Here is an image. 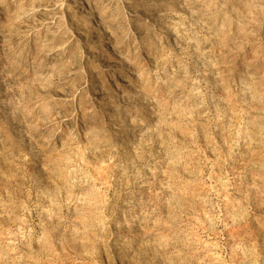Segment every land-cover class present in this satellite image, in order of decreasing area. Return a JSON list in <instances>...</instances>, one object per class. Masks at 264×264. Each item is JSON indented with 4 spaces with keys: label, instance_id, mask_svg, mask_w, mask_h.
<instances>
[{
    "label": "rangeland",
    "instance_id": "1",
    "mask_svg": "<svg viewBox=\"0 0 264 264\" xmlns=\"http://www.w3.org/2000/svg\"><path fill=\"white\" fill-rule=\"evenodd\" d=\"M0 264H264V0H0Z\"/></svg>",
    "mask_w": 264,
    "mask_h": 264
},
{
    "label": "bare ground",
    "instance_id": "2",
    "mask_svg": "<svg viewBox=\"0 0 264 264\" xmlns=\"http://www.w3.org/2000/svg\"><path fill=\"white\" fill-rule=\"evenodd\" d=\"M14 120H15V123H13V124L15 125V126H14V129H15V130H20L22 127H21V124H20V122H19L18 117H15Z\"/></svg>",
    "mask_w": 264,
    "mask_h": 264
}]
</instances>
